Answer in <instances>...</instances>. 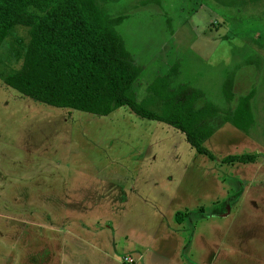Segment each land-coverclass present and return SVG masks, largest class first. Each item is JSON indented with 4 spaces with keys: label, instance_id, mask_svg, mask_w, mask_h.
Returning a JSON list of instances; mask_svg holds the SVG:
<instances>
[{
    "label": "rangeland",
    "instance_id": "1",
    "mask_svg": "<svg viewBox=\"0 0 264 264\" xmlns=\"http://www.w3.org/2000/svg\"><path fill=\"white\" fill-rule=\"evenodd\" d=\"M96 1L125 18L138 100L157 77L190 85L220 109L214 133L200 153L128 108L57 109L0 79V264H264V0ZM30 37L13 29L1 73L19 70ZM250 94L253 124L237 129Z\"/></svg>",
    "mask_w": 264,
    "mask_h": 264
},
{
    "label": "trees",
    "instance_id": "2",
    "mask_svg": "<svg viewBox=\"0 0 264 264\" xmlns=\"http://www.w3.org/2000/svg\"><path fill=\"white\" fill-rule=\"evenodd\" d=\"M124 21L112 18L96 0H0V51L18 26L30 29L31 36L19 70L0 72V79L18 94L57 109L108 117L128 108L141 119L173 128L191 148L206 153L203 144L214 133L211 123L220 109L209 102L200 106L201 90L187 84L173 88L169 76L157 77L139 101L136 85L143 69L117 31ZM233 87L230 76L224 84L228 102ZM252 97L240 99L230 115L237 129L253 124ZM253 160L232 156L225 161Z\"/></svg>",
    "mask_w": 264,
    "mask_h": 264
},
{
    "label": "crops",
    "instance_id": "3",
    "mask_svg": "<svg viewBox=\"0 0 264 264\" xmlns=\"http://www.w3.org/2000/svg\"><path fill=\"white\" fill-rule=\"evenodd\" d=\"M141 155H142V154H141ZM143 156H144V154H143ZM246 183H250V182H244L243 185H248V184H246ZM263 185H264V184H263ZM228 199H229V198H228ZM228 201H229V200H228ZM225 205H226V206H225L226 208H227V206L229 207V203H228V204H225ZM228 211H229V208L227 209V212H228Z\"/></svg>",
    "mask_w": 264,
    "mask_h": 264
},
{
    "label": "built area",
    "instance_id": "4",
    "mask_svg": "<svg viewBox=\"0 0 264 264\" xmlns=\"http://www.w3.org/2000/svg\"><path fill=\"white\" fill-rule=\"evenodd\" d=\"M128 264H133V261L132 260H128Z\"/></svg>",
    "mask_w": 264,
    "mask_h": 264
}]
</instances>
